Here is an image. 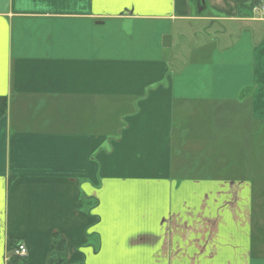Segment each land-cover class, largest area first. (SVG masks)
<instances>
[{
  "label": "crops",
  "instance_id": "obj_1",
  "mask_svg": "<svg viewBox=\"0 0 264 264\" xmlns=\"http://www.w3.org/2000/svg\"><path fill=\"white\" fill-rule=\"evenodd\" d=\"M253 1L0 0V264H52L55 235L61 264H264ZM222 39L248 43L236 82Z\"/></svg>",
  "mask_w": 264,
  "mask_h": 264
},
{
  "label": "rangeland",
  "instance_id": "obj_2",
  "mask_svg": "<svg viewBox=\"0 0 264 264\" xmlns=\"http://www.w3.org/2000/svg\"><path fill=\"white\" fill-rule=\"evenodd\" d=\"M254 1H256L257 2V4L256 5H254V4H250L248 7L250 8V7H253V9L252 10H250V9H247L248 10V12L247 13H244L243 15H244V17L246 18H248V19H250L249 20V22L250 23H252L253 24V26H257V24H259V22H261V23H263L264 21H258L259 19L260 20H264V0H254ZM218 18L219 17H221V16H217ZM241 17V16H240ZM253 22H255V24L253 23ZM220 24H222V23H219L218 21L215 23V22H213L212 24H210V26H208L210 29H212V28H214V30H217V32L218 31H221V30H224V29H226L227 28V30L229 29V26H226L225 25V27L226 28H224V27H222ZM252 24H250V25H252ZM249 25V24H248ZM168 26H169V24H168ZM207 27V28H208ZM242 28V25H239V27H238V29H241ZM250 28V27H249ZM261 30V28H259L258 26L257 27H253L252 28V30L250 29V33L252 34V33H254V35H258L259 34V31ZM253 31V32H252ZM234 34H235V32H234ZM243 34V33H242ZM204 35V34H203ZM211 35V34H210ZM249 35V34H248ZM165 36H171L170 34H166V35H163V36H160V38H158V41L160 42V44H161V46H162V41H163V38L165 37ZM214 36H217V34L215 33V35ZM248 37H250V36H247V37H245L246 39L248 38ZM202 38V41H204L205 39L206 40H211V38H210V36L209 35H207L206 37H201ZM203 38H204V40H203ZM199 39H200V37H198V39H196V38H193V37H190V38H188V39H186V40H184L183 42H180V44L179 45H181L182 43H183V45L185 44V49H183V50H186V52H189L190 51V49L192 48L193 50L197 47V44H198V41H199ZM233 39L234 38H232V41H233ZM144 40V41H143ZM143 40L142 41H140V43H143L144 44V47H148V46H151V45H155L154 43V41H155V38H152V40L150 41V43H146L147 42V40H148V38H146V37H143ZM223 41L222 42H218L217 43V45H216V47L214 46L213 48L214 49H217V50H219L222 46H229V49H227L228 51L224 54V55H222V58H221V61L223 62V64H224V69H223V74H224V76L222 77V79H220V80H217V82L216 83H220L221 82V84L222 83H229L230 82V80H231V82H236V79L238 80V78H237V75H234V71H233V74H232V71H231V69H232V65H235V63L236 62H238L239 61V57H237V56H239V55H237V52H234V51H238V52H241V50H243L242 48H244L245 49V46H247L248 45V43H247V41L245 42V40L243 39L242 40V42H243V44L240 46V45H237L238 44V42L235 44V46L233 47V43H232V41L229 39H222ZM248 40V39H247ZM136 42V41H135ZM145 42V43H144ZM182 45V46H183ZM234 48V49H233ZM232 50H234V51H232ZM226 51V50H225ZM247 54H248V51L246 50V52H245V57H244V60H242V62H248L249 61V56H247ZM247 56V57H246ZM242 58V56H240V59ZM240 63H241V61H240ZM239 64V63H238ZM238 64H236L235 65V67H234V69L237 67V65ZM244 66H246V65H244ZM236 74V73H235ZM242 75H244V76H247L248 75V73H243L242 72ZM233 77H235L234 79H233ZM242 77V76H241ZM219 78V77H218ZM239 80H240V76H239ZM226 95V94H225ZM264 131V130H263ZM262 137H260V138H256L255 139V144H256V146H260V145H262L263 147H264V138H262ZM222 141H224V142H228L229 140H222ZM250 167V166H249ZM250 169H252V172H253V174H257V173H261V174H263L264 172H258V171H256L254 168H250ZM254 177V176H253ZM261 179L262 180H264V176L262 175L261 176ZM255 180H256V178H255ZM263 191H264V188H262L263 187V185H261V186H259ZM259 188V189H260ZM262 205V204H261ZM260 212L259 213H257V216H256V218H255V225H254V227H255V236L260 240V241H262V242H264V206L262 205L261 207H260Z\"/></svg>",
  "mask_w": 264,
  "mask_h": 264
},
{
  "label": "trees",
  "instance_id": "obj_3",
  "mask_svg": "<svg viewBox=\"0 0 264 264\" xmlns=\"http://www.w3.org/2000/svg\"><path fill=\"white\" fill-rule=\"evenodd\" d=\"M252 4L256 5L257 2L253 1ZM250 9H253V7H250ZM5 110H6V99L0 98V116L3 113H5ZM81 206H82V204H81ZM14 247H16V244L13 245V243L10 242L9 248L11 249V251H14V249H15ZM64 260H65V240L61 236L55 235L53 245H52L51 263L52 264H61L62 262H64ZM11 264H26V259L15 256L12 259Z\"/></svg>",
  "mask_w": 264,
  "mask_h": 264
},
{
  "label": "built area",
  "instance_id": "obj_4",
  "mask_svg": "<svg viewBox=\"0 0 264 264\" xmlns=\"http://www.w3.org/2000/svg\"><path fill=\"white\" fill-rule=\"evenodd\" d=\"M13 253L17 257L25 258L28 254V250L24 244H18Z\"/></svg>",
  "mask_w": 264,
  "mask_h": 264
},
{
  "label": "water",
  "instance_id": "obj_5",
  "mask_svg": "<svg viewBox=\"0 0 264 264\" xmlns=\"http://www.w3.org/2000/svg\"><path fill=\"white\" fill-rule=\"evenodd\" d=\"M171 36H165L164 38H163V47L164 48H170L171 47Z\"/></svg>",
  "mask_w": 264,
  "mask_h": 264
}]
</instances>
